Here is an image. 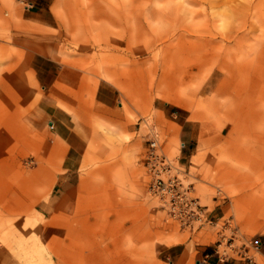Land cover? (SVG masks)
Here are the masks:
<instances>
[{"label":"rangeland","instance_id":"1","mask_svg":"<svg viewBox=\"0 0 264 264\" xmlns=\"http://www.w3.org/2000/svg\"><path fill=\"white\" fill-rule=\"evenodd\" d=\"M152 134L205 212L193 228L148 190ZM204 260L264 264V0H0V264Z\"/></svg>","mask_w":264,"mask_h":264},{"label":"built area","instance_id":"2","mask_svg":"<svg viewBox=\"0 0 264 264\" xmlns=\"http://www.w3.org/2000/svg\"><path fill=\"white\" fill-rule=\"evenodd\" d=\"M31 7L32 3L27 8ZM180 147L185 148L186 143L182 142ZM140 161L148 178V190L157 199L159 209L186 227L193 228L195 223L203 222L205 212L191 195V184L184 183V171L163 152L158 135L152 134ZM254 247L261 248V242H256Z\"/></svg>","mask_w":264,"mask_h":264},{"label":"crops","instance_id":"3","mask_svg":"<svg viewBox=\"0 0 264 264\" xmlns=\"http://www.w3.org/2000/svg\"><path fill=\"white\" fill-rule=\"evenodd\" d=\"M27 9L28 11L30 10V8ZM39 57L40 58L34 57L32 59L31 67L32 69H34L36 73V78L38 82L42 85V87L44 89H51L53 87L54 82L59 77V72L55 70L57 66L55 65L54 60L43 56ZM115 98L116 94L114 93V89L110 85L101 82L96 92L97 102L106 106H111L115 102ZM54 118L55 119L51 121V124L53 127H57L59 136L61 138L68 136L67 131L65 129V127L68 126L67 122L71 120L68 114L64 111L57 110V113ZM205 256L207 257L208 255L206 254ZM203 262H205L206 264H210L207 263L205 260Z\"/></svg>","mask_w":264,"mask_h":264}]
</instances>
